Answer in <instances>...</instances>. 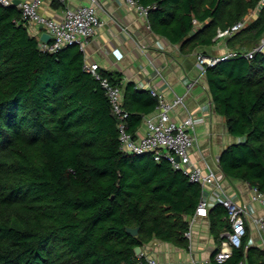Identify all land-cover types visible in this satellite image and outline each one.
<instances>
[{
	"label": "trees",
	"instance_id": "1",
	"mask_svg": "<svg viewBox=\"0 0 264 264\" xmlns=\"http://www.w3.org/2000/svg\"><path fill=\"white\" fill-rule=\"evenodd\" d=\"M135 1L148 8L152 32L181 47L211 45L250 10L233 35L253 45L264 37V0ZM84 63L77 45L42 51L18 6L0 4V264H148L134 247L153 238L187 247L184 216L194 214L200 185L165 158L119 149L106 91ZM205 76L216 112L239 139L221 153V170L264 191V52L206 66ZM122 89L135 134L157 101L132 82ZM207 215L220 244L227 211L216 204ZM239 263L264 264L248 235L224 264Z\"/></svg>",
	"mask_w": 264,
	"mask_h": 264
},
{
	"label": "crops",
	"instance_id": "2",
	"mask_svg": "<svg viewBox=\"0 0 264 264\" xmlns=\"http://www.w3.org/2000/svg\"><path fill=\"white\" fill-rule=\"evenodd\" d=\"M53 1L44 0L39 11L45 16L60 18L63 6L56 7ZM83 2L87 0H66V5L76 6ZM251 12L244 19H248ZM98 14L103 24L82 51L84 62L98 64L99 70L119 80L121 88L128 82L140 90L151 84L161 90L168 101L175 96H182L183 105L177 106L171 116L181 120L191 112L197 119V144L190 151L191 160L204 171L206 166L213 169L233 201L245 205L253 214L263 213L262 206L252 200L253 186L241 179L227 177L220 168L221 153L239 139L228 132L226 118L216 112L207 87L205 70L198 62L199 55L220 56L229 50L245 49L248 43H243L233 35L222 39L213 38L211 45L189 44L181 47L153 33L147 19L124 0H101ZM28 31L36 38L42 34L34 24L29 26ZM192 80L198 82L187 90V83ZM155 109L143 116L137 135L144 133L146 116L153 114ZM191 216H184L187 223ZM224 232L225 229L221 230L219 236L222 237ZM247 235L251 247L264 251V236L254 222H250ZM186 239L187 247H181L153 238L141 247L140 255L146 259H156L161 264L225 263H218L212 257L222 247V242L218 244L208 215L194 220L191 238Z\"/></svg>",
	"mask_w": 264,
	"mask_h": 264
},
{
	"label": "built area",
	"instance_id": "3",
	"mask_svg": "<svg viewBox=\"0 0 264 264\" xmlns=\"http://www.w3.org/2000/svg\"><path fill=\"white\" fill-rule=\"evenodd\" d=\"M44 0H25L17 5L20 9L21 19L29 28L34 24L40 31L46 32L50 36L49 42L40 40L39 48L49 53L57 52L67 46L77 45L81 51L96 35L102 26L99 17L101 0H87L76 6L66 5V0H56L63 6V15L60 18L48 17L40 13L39 8ZM127 5L132 6L139 15L147 19L148 8L142 6L135 0H124ZM2 5L13 4L12 0H0ZM246 19L236 22L224 29H218L214 39H222L232 36L245 26ZM264 52V37L257 45L249 51L229 50L226 53L209 57L198 56V62L205 70L206 66L229 58L244 55L251 58L256 52ZM84 69L91 73L106 91V95L111 104V113L117 119L119 149L126 153H150L154 160L167 159L172 168L180 170L189 181L198 183L201 187V196L194 214L188 221V229L184 236L191 238V226L194 220L200 216H206L208 209L216 204H221L227 211L229 228L224 232L225 240L222 247L214 254V260L224 263L232 255L234 248L242 245L243 238L247 235L250 222H254L258 230L264 236V212L251 213L245 205L239 204L231 199L226 193L216 172L206 166L204 171L199 165L191 160L190 151L197 144V134L195 125L196 117L188 112L181 120L172 118V113L179 105H183V97L175 96L168 101L163 92L155 85L147 84L146 89L156 98L157 104L155 112L146 116V128L142 135L132 134L127 131L126 118L128 113L122 106V88L119 84H113L110 80L99 73V66L96 63H84ZM192 80L187 83V90L197 83ZM135 136V138H133ZM179 160L176 161L175 158ZM253 201L258 202L264 209V191H259L253 187ZM148 264H161L156 259L147 258ZM243 264V263H239Z\"/></svg>",
	"mask_w": 264,
	"mask_h": 264
},
{
	"label": "water",
	"instance_id": "4",
	"mask_svg": "<svg viewBox=\"0 0 264 264\" xmlns=\"http://www.w3.org/2000/svg\"><path fill=\"white\" fill-rule=\"evenodd\" d=\"M13 4H14V5H18V4H19V1H18V0H14V1H13ZM40 40H41L42 42H45V43L49 42V40H50V36H49V34L46 33V32H42V34H41V36H40ZM133 138H135V136H133ZM175 160L178 161L179 158L176 157ZM137 230H138V229H137L136 227H135V228H131V227H127V228H126V231H127L129 234H131V235H136V234H137ZM134 253H135L136 255H139V254L141 253V246H136V247H134Z\"/></svg>",
	"mask_w": 264,
	"mask_h": 264
},
{
	"label": "rangeland",
	"instance_id": "5",
	"mask_svg": "<svg viewBox=\"0 0 264 264\" xmlns=\"http://www.w3.org/2000/svg\"><path fill=\"white\" fill-rule=\"evenodd\" d=\"M255 15V11H252L249 15H248V19H246V23L247 22H249L252 18H253V16ZM245 23V24H246ZM242 42L243 43H247L246 41H243L242 40ZM259 43V42H258ZM254 45H256V44H254ZM253 47V43H250V44H248L246 47H245V49H251ZM245 49H242V50H238V51H240V52H242V51H248V50H245ZM237 50V49H236Z\"/></svg>",
	"mask_w": 264,
	"mask_h": 264
}]
</instances>
